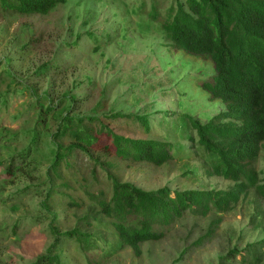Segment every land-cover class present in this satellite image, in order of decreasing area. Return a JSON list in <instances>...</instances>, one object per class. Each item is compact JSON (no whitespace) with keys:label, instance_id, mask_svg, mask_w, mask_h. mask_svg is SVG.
<instances>
[{"label":"rangeland","instance_id":"374dc122","mask_svg":"<svg viewBox=\"0 0 264 264\" xmlns=\"http://www.w3.org/2000/svg\"><path fill=\"white\" fill-rule=\"evenodd\" d=\"M178 1L66 0L45 15L1 18L0 13V124L22 137L33 129L37 100L59 109L74 95L79 102L73 114H95L104 122V114L116 111L148 116V133L136 119H113L109 126L133 138L170 141L177 150L162 166L75 152L72 160L79 177H84L82 186L106 185L112 175L145 190L231 188L233 181L207 173L203 150L191 139L196 131L185 115L207 121L225 105L210 100L200 86L214 71L211 62L177 50L161 29L160 17ZM154 3L162 14L158 19L149 16ZM44 65L48 73L42 78L39 70ZM53 132L42 134L39 149L16 176H6L0 167V264H33L47 255L55 227L60 232L78 228L103 235L81 221L87 207L72 206L68 198L53 199L56 195L49 193ZM28 144L27 139L23 146ZM23 146L10 150L0 141V162ZM255 166L264 184V149ZM77 193L86 198L81 188ZM217 216L186 214L161 239L142 243L140 254L127 247L102 264H264V248L257 245V259L247 250L264 239V198L256 189L250 188L223 213L208 235ZM204 237V243L197 244ZM60 254L66 264H88L74 241ZM95 255L91 260L99 259Z\"/></svg>","mask_w":264,"mask_h":264},{"label":"trees","instance_id":"16d2710c","mask_svg":"<svg viewBox=\"0 0 264 264\" xmlns=\"http://www.w3.org/2000/svg\"><path fill=\"white\" fill-rule=\"evenodd\" d=\"M65 2L0 0L1 18L45 15ZM156 3L149 10L153 19L162 15ZM144 11H147L145 7ZM159 21L163 33L177 50L212 64L213 73L200 86L209 93L210 100H221L225 109L207 121L185 116L190 128L196 131V137L191 139H196L203 150L207 173L233 181L234 185L229 189L172 191L163 186L145 190L111 175L110 185L96 188L95 184L85 182L82 186L79 181L84 177H79L72 160L75 152L162 166L177 155V150L170 141L133 138L109 126L113 119H136L148 133V116L116 111L104 114L107 120L104 122L95 114H73V106L79 102L74 95L59 109L54 105L45 107L42 100H37L33 129L22 137L0 124V141L6 148L22 147L24 141H29L18 153L11 152L0 162V167L6 176H16L24 169L23 163L39 149L42 134L55 129L52 135L56 148L48 170L49 193L56 195L53 199L68 198L72 206L87 207L81 221L89 228L101 229L103 235L78 228L65 232L52 228L55 239L49 253L38 257L33 264H66L60 252L69 241L75 242L88 264H102L127 247L140 254L142 243L161 239L186 214L218 215L211 222L210 235L222 221L221 215L231 211L250 188H255L264 198V184L255 166L264 149V0H179L170 5ZM39 71L45 77L48 66H42ZM2 103L6 105V101ZM93 173L97 180L96 171ZM80 188L86 198L77 193ZM203 239L197 244H203ZM257 245L264 248V239L247 247L256 259L260 257ZM91 254L99 259L91 260Z\"/></svg>","mask_w":264,"mask_h":264}]
</instances>
